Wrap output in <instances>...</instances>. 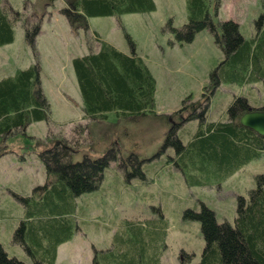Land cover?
I'll return each mask as SVG.
<instances>
[{
	"label": "rangeland",
	"instance_id": "obj_1",
	"mask_svg": "<svg viewBox=\"0 0 264 264\" xmlns=\"http://www.w3.org/2000/svg\"><path fill=\"white\" fill-rule=\"evenodd\" d=\"M1 1L12 8L10 16L16 21L13 41L0 47V70L33 63L25 29L39 24L34 48L40 87L49 104L46 121H32L25 129L0 137V151H5L0 155V244L4 251L31 264L19 242L12 239L23 214L17 195L29 196L37 183L43 184L46 173L39 151L57 140L77 139L72 161L82 160L85 154L97 158L110 148L119 151L120 159L103 169L97 188L76 197L75 227L72 236L58 246L54 264H92L94 256L116 248L114 235H121L128 223L149 228L151 222L164 227L162 239L156 241L159 264H196L204 246L200 222L184 212L200 211L204 205L214 212L216 222L232 225L237 196L247 197L255 185L254 175L264 173L261 150L229 176L212 171L205 183L189 185L169 159L176 151L164 145L170 127L176 123V135L184 143L197 125V120L185 122L172 112L186 96L191 95V102L206 92L203 87L208 85L210 71L224 57L214 34L204 28L191 41H177L170 26L181 28L187 21L186 0H154L150 11L89 16L87 29L70 27L61 13L64 0ZM211 5L209 12L219 33L218 23L226 20L236 22L247 40L264 32V0H217L216 13L213 0ZM125 33L156 80L157 115L133 119L108 112L105 118L93 120L82 110L71 59L97 49L99 39L130 53ZM210 94L207 117L221 119L227 117L228 106L237 96L245 97L251 106L263 104L264 82L223 81ZM181 252L191 258L183 259ZM98 264L105 263L98 260Z\"/></svg>",
	"mask_w": 264,
	"mask_h": 264
},
{
	"label": "trees",
	"instance_id": "obj_2",
	"mask_svg": "<svg viewBox=\"0 0 264 264\" xmlns=\"http://www.w3.org/2000/svg\"><path fill=\"white\" fill-rule=\"evenodd\" d=\"M64 3L61 13L70 27L85 29L89 16H119L155 8L154 0H64ZM211 3L212 0H186L187 21L181 28L170 26L178 42L191 41L196 32L209 28L224 55L210 71L208 85L203 87L206 92L202 91L201 97L191 102H188L191 95L186 96L174 112L179 116L185 114L182 118L185 122L197 120L195 132L185 137L188 139L184 143L176 135L175 125L166 134L164 145L176 150L169 159L189 185L205 183L212 171L221 177L229 176L264 150V136L238 123L237 118L249 106L245 97L234 98L227 117L216 120L207 117L210 93L221 82H264V32L247 40L239 33L236 22L226 20L218 23L219 33L209 12ZM11 9L0 0V46L14 39L16 19L10 16ZM216 9L217 0H213L215 13ZM170 22L169 19L167 24ZM39 30V24L25 29L26 41L34 52L33 63L0 77V137L25 129L32 121L49 118L34 48ZM125 35L132 46L130 53L118 50L97 35V49L71 59L82 110L93 120L105 118L108 112L133 119L157 115L156 80L134 51L130 36ZM57 141L38 152L46 173L43 184L33 187L29 196L17 195L23 216L12 239L19 242L31 264L55 263L58 246L72 236L75 227L76 197L97 188L103 169L120 159L119 151L110 148L97 158L85 154L82 160L72 161L77 139ZM4 152L0 151V155ZM254 183L247 197L237 196L232 225L216 222L214 212L204 205L200 211L184 212L200 222L204 246L196 264H264V173L255 174ZM163 235L162 224L151 222L149 228H143L140 223H128L121 235H114L116 248L107 255L94 256L92 264H98V260L105 264H159L156 241ZM181 254L183 259L191 258L188 253ZM0 264L27 263L8 256L0 244Z\"/></svg>",
	"mask_w": 264,
	"mask_h": 264
},
{
	"label": "water",
	"instance_id": "obj_3",
	"mask_svg": "<svg viewBox=\"0 0 264 264\" xmlns=\"http://www.w3.org/2000/svg\"><path fill=\"white\" fill-rule=\"evenodd\" d=\"M238 123L264 136V108L245 110L239 116Z\"/></svg>",
	"mask_w": 264,
	"mask_h": 264
},
{
	"label": "crops",
	"instance_id": "obj_4",
	"mask_svg": "<svg viewBox=\"0 0 264 264\" xmlns=\"http://www.w3.org/2000/svg\"><path fill=\"white\" fill-rule=\"evenodd\" d=\"M10 43H8V44H5V45H2V46H0V47H4V46H7V45H9ZM18 67H15V66H13V67H11L10 69H8V70H0V77H2V76H6V75H8V74H11V73H13L16 69H17ZM5 157V156H4ZM14 158V157H13ZM25 159H27L26 157H25ZM25 162V160H22V163H24ZM22 216H23V214L21 215V219H22ZM17 245V244H16ZM18 247H19V249H21V251H24V249L22 248V246L21 245H17ZM25 252V251H24Z\"/></svg>",
	"mask_w": 264,
	"mask_h": 264
}]
</instances>
